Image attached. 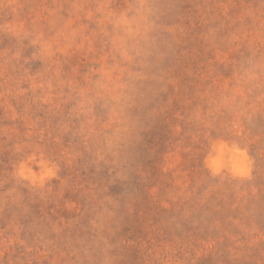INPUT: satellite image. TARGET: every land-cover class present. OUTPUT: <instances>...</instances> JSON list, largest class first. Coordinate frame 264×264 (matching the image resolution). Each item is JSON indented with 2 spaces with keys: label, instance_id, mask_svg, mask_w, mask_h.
I'll use <instances>...</instances> for the list:
<instances>
[{
  "label": "rangeland",
  "instance_id": "obj_1",
  "mask_svg": "<svg viewBox=\"0 0 264 264\" xmlns=\"http://www.w3.org/2000/svg\"><path fill=\"white\" fill-rule=\"evenodd\" d=\"M0 264H264V0H0Z\"/></svg>",
  "mask_w": 264,
  "mask_h": 264
},
{
  "label": "clouds",
  "instance_id": "obj_2",
  "mask_svg": "<svg viewBox=\"0 0 264 264\" xmlns=\"http://www.w3.org/2000/svg\"><path fill=\"white\" fill-rule=\"evenodd\" d=\"M233 152L236 154L233 171L236 175H244L246 173L244 153L242 150L235 147L233 148Z\"/></svg>",
  "mask_w": 264,
  "mask_h": 264
}]
</instances>
